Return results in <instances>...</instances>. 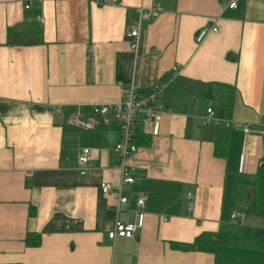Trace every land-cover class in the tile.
<instances>
[{
	"label": "crops",
	"instance_id": "crops-1",
	"mask_svg": "<svg viewBox=\"0 0 264 264\" xmlns=\"http://www.w3.org/2000/svg\"><path fill=\"white\" fill-rule=\"evenodd\" d=\"M107 1L0 0V264H264L263 249L203 240L180 247L229 222L235 175L253 174L264 157V0H236L234 9L224 0ZM154 3L162 11L142 24L132 51L126 31L136 7ZM30 22L43 42L16 44L15 25ZM211 25L217 31L197 43L196 32ZM175 65L156 101L167 111L138 120L135 180L122 187L128 202L118 218L136 223L143 197V223L133 237L109 241L104 224L117 195L99 186L119 182V122L110 116L84 130L68 116L116 102L132 86L143 93ZM209 107L251 131L202 124ZM223 136L220 158L214 143ZM86 147L90 167L80 174ZM27 232L40 233L39 246L25 245Z\"/></svg>",
	"mask_w": 264,
	"mask_h": 264
},
{
	"label": "built area",
	"instance_id": "built-area-1",
	"mask_svg": "<svg viewBox=\"0 0 264 264\" xmlns=\"http://www.w3.org/2000/svg\"><path fill=\"white\" fill-rule=\"evenodd\" d=\"M107 3H118V1L108 0ZM236 6V0H224L222 2L223 8L234 9ZM161 11L162 8L159 3H154L150 6L138 5L136 7V17L126 31L127 42L132 51L137 50L139 31L142 24L159 15ZM216 31V26H203L196 32L195 41L200 43L210 32ZM178 70L179 66H173L169 76L156 81L143 93H140L132 86L130 89L125 90L116 102L93 103L89 113L83 112L80 108H77L68 116L67 121L69 125L84 130L94 129L100 125V123H108L110 116L119 122L117 141L114 145V150L118 157L117 167L120 173L119 182L115 188L108 182H101L99 186L103 194L115 190L117 195V200L114 204L115 216L107 220L104 224V230L109 241H114L120 237H133L135 230L141 227L143 223L144 212L141 210L144 204L143 197L137 200L139 209L136 211V223H126L118 218V214L125 209L128 202L127 197L122 194V187L125 184L133 183L135 180V174L131 169L129 160L138 149L135 141L138 120L143 119L152 121L167 111L163 105L158 104L156 101L164 94L167 85L171 82L173 75L177 73ZM201 123H215L225 126L236 124L242 127L245 134L251 131V127L248 124L218 118L211 107L207 108L205 114L201 116ZM90 156L91 149L87 147L83 148L81 153L78 154L77 164L80 174H86L88 172L90 167ZM187 196L190 198L191 193L188 192ZM189 208H191V204H189ZM239 215V212L233 210L230 214V218L236 220Z\"/></svg>",
	"mask_w": 264,
	"mask_h": 264
},
{
	"label": "trees",
	"instance_id": "trees-1",
	"mask_svg": "<svg viewBox=\"0 0 264 264\" xmlns=\"http://www.w3.org/2000/svg\"><path fill=\"white\" fill-rule=\"evenodd\" d=\"M42 28L37 22L20 23L14 27L15 43L22 45H34L43 42ZM166 77V76H165ZM229 88V102L233 97L234 87ZM221 98L224 95L221 92ZM68 113V112H67ZM214 155L225 158L228 150V139L223 136L215 141ZM232 211L240 214L252 215L262 221L261 226L246 225L240 218H230L229 222L219 226L216 232H204L197 236L192 243L180 245L183 250L193 249L200 241H207L213 245L235 246L243 248H254L264 250V157L253 174L237 173L234 179L231 198ZM29 216L34 215L32 207ZM27 247H36L41 243V235L36 232H27L24 238Z\"/></svg>",
	"mask_w": 264,
	"mask_h": 264
}]
</instances>
